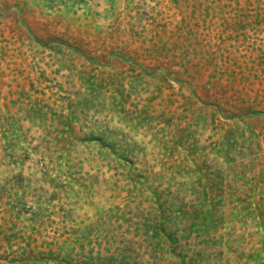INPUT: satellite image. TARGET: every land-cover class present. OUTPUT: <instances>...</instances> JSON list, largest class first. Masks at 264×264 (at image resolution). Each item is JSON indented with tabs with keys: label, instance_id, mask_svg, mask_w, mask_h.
<instances>
[{
	"label": "rangeland",
	"instance_id": "374dc122",
	"mask_svg": "<svg viewBox=\"0 0 264 264\" xmlns=\"http://www.w3.org/2000/svg\"><path fill=\"white\" fill-rule=\"evenodd\" d=\"M0 264H264V0H0Z\"/></svg>",
	"mask_w": 264,
	"mask_h": 264
}]
</instances>
